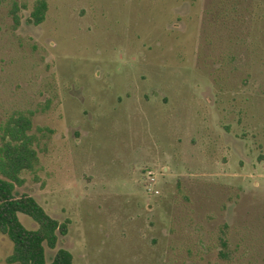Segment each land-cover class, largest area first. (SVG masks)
Wrapping results in <instances>:
<instances>
[{
  "label": "rangeland",
  "instance_id": "rangeland-1",
  "mask_svg": "<svg viewBox=\"0 0 264 264\" xmlns=\"http://www.w3.org/2000/svg\"><path fill=\"white\" fill-rule=\"evenodd\" d=\"M35 1L0 0V122L35 109L32 131H53L15 195L69 219L57 247L73 264H264V0H47L38 25ZM12 248L0 233V264Z\"/></svg>",
  "mask_w": 264,
  "mask_h": 264
},
{
  "label": "trees",
  "instance_id": "trees-1",
  "mask_svg": "<svg viewBox=\"0 0 264 264\" xmlns=\"http://www.w3.org/2000/svg\"><path fill=\"white\" fill-rule=\"evenodd\" d=\"M19 4L14 1L10 14L13 27L16 29L21 18L18 14ZM48 10L47 0H36L30 11L34 24L45 20ZM49 102V101H48ZM37 110L17 111L6 120L0 122V233L13 244L11 253L6 257L8 264H73V254L64 247H57L60 236L68 233L69 219L60 221L49 215L38 201L29 194L15 195L16 186L25 182L22 171L34 172L39 169L40 159L38 149L42 141L46 149L53 131L48 127H38L33 130V116ZM264 160V154L258 156ZM18 213H23L37 223V228L30 230L23 226ZM221 226L223 237L218 236V242L227 247L225 229ZM221 234V235H222ZM46 247L56 249L52 259L46 261ZM222 258L223 251L219 250Z\"/></svg>",
  "mask_w": 264,
  "mask_h": 264
},
{
  "label": "built area",
  "instance_id": "built-area-1",
  "mask_svg": "<svg viewBox=\"0 0 264 264\" xmlns=\"http://www.w3.org/2000/svg\"><path fill=\"white\" fill-rule=\"evenodd\" d=\"M144 177L148 193L157 195L159 193L157 187L159 182V173L157 172V169L154 167L145 168Z\"/></svg>",
  "mask_w": 264,
  "mask_h": 264
},
{
  "label": "crops",
  "instance_id": "crops-1",
  "mask_svg": "<svg viewBox=\"0 0 264 264\" xmlns=\"http://www.w3.org/2000/svg\"><path fill=\"white\" fill-rule=\"evenodd\" d=\"M55 218V217H54Z\"/></svg>",
  "mask_w": 264,
  "mask_h": 264
}]
</instances>
